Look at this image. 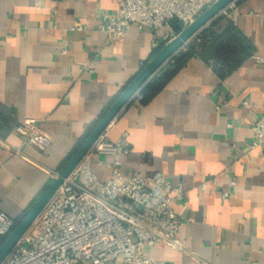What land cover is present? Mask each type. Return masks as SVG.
<instances>
[{"label":"crops","instance_id":"obj_1","mask_svg":"<svg viewBox=\"0 0 264 264\" xmlns=\"http://www.w3.org/2000/svg\"><path fill=\"white\" fill-rule=\"evenodd\" d=\"M234 7L254 55L225 79L207 60L191 58L152 100L136 98L108 126L105 134L125 140L128 152L92 158L103 181L118 160L128 175L162 172L183 186V200L173 202L185 220L177 235L182 248H148L165 264H264V155L250 147L264 106V0ZM118 8V0H0V208L12 218L35 205L163 45H154L163 30L137 26L110 43L97 14ZM28 118L53 144L45 151L24 144L12 158L23 144L16 126Z\"/></svg>","mask_w":264,"mask_h":264},{"label":"built area","instance_id":"obj_2","mask_svg":"<svg viewBox=\"0 0 264 264\" xmlns=\"http://www.w3.org/2000/svg\"><path fill=\"white\" fill-rule=\"evenodd\" d=\"M214 1L118 0L117 13L97 14L98 29L112 44L123 39L133 26L163 30L154 44L159 46L173 38V21L186 27ZM233 4L224 13L235 22L237 9ZM88 72L95 69L88 68ZM243 105L251 106L248 101ZM251 130L250 147L260 148L264 155V106ZM16 132L23 144L13 148L12 158L22 155L24 144L40 151L53 144L50 134L34 118L23 120ZM127 152L125 140L113 142L104 132L2 264H165L148 248L158 242L182 248L177 235L185 220L173 202L183 200L184 188L174 185L162 172L150 178L128 175L118 160L107 165L110 179L103 181L94 173V155ZM235 184L231 181L232 186ZM229 195V191L222 193L224 198ZM14 227L15 219L0 208V245Z\"/></svg>","mask_w":264,"mask_h":264},{"label":"water","instance_id":"obj_3","mask_svg":"<svg viewBox=\"0 0 264 264\" xmlns=\"http://www.w3.org/2000/svg\"><path fill=\"white\" fill-rule=\"evenodd\" d=\"M238 0H215L208 8L199 14L186 27L178 21H173L174 36L162 45L157 54L146 64L140 73L123 90L110 108L98 120L93 129L76 148L63 165L59 173L17 225L6 236L0 245V264L10 255L24 234L36 221L41 212L57 193L64 181L77 168L81 160L89 153L99 137L118 117L121 111L136 98H140L142 88L169 62L171 58L182 51L201 31L217 19L231 4ZM17 220L18 218H14Z\"/></svg>","mask_w":264,"mask_h":264},{"label":"trees","instance_id":"obj_4","mask_svg":"<svg viewBox=\"0 0 264 264\" xmlns=\"http://www.w3.org/2000/svg\"><path fill=\"white\" fill-rule=\"evenodd\" d=\"M160 48L155 50L153 57ZM254 52L251 41L235 23L228 20L226 15H221L201 31L185 50L171 58L142 88L140 101L146 103L152 100L193 57H201L210 62L213 72L225 79L251 58ZM26 213L15 220V226Z\"/></svg>","mask_w":264,"mask_h":264}]
</instances>
